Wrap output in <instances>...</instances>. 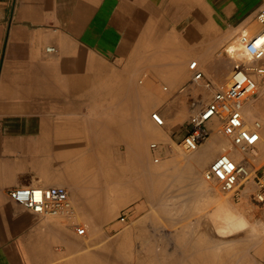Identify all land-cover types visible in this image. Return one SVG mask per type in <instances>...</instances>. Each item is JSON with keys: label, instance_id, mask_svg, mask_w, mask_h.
Masks as SVG:
<instances>
[{"label": "rangeland", "instance_id": "374dc122", "mask_svg": "<svg viewBox=\"0 0 264 264\" xmlns=\"http://www.w3.org/2000/svg\"><path fill=\"white\" fill-rule=\"evenodd\" d=\"M251 24L258 23L253 19L245 26L225 24L227 30L223 28L215 47L207 50L213 69L206 75L214 85L226 83V80L217 82L216 75L230 77L235 58H230L226 47L235 44L242 30ZM173 52L169 58L175 64L165 67V73L164 67L157 65L155 49L147 51V71L117 67L115 72L114 67H105L101 81L96 82L85 99V112L70 115L75 127L71 131L76 135L54 144L53 160L47 159L45 144L39 145L40 176L33 178L35 182L31 184L65 187L74 211L71 220L45 218L46 222L61 227L54 242L53 260L48 264H264V216L254 205L251 194L235 199L204 182L202 173L209 164L196 175L186 168L191 154L184 153L177 144L192 110L191 94L203 89L190 82L188 63L195 60L201 64L198 58L189 55L190 48ZM185 54L188 57L183 72L176 63ZM236 59L237 63H243L244 58ZM199 70L203 71L201 66ZM259 81L258 97L250 102L255 109L250 116L244 110L249 125L255 120L264 121V78ZM207 97L205 94L204 98ZM153 112L164 119L162 127L150 119ZM218 129H214V135L219 152L212 160L223 153L221 148L242 158ZM145 130L155 136L147 137L141 145L140 136ZM154 142L172 147L178 157L159 158L154 163L149 150ZM66 150L69 156L64 155ZM256 152L258 155L251 162L261 172L264 140ZM126 169L132 170V178L122 175ZM100 173L106 176H99ZM51 178L53 181L48 182ZM213 190L226 206L242 214L247 221L245 228L236 229L234 222L232 232L219 231L221 220L211 214L215 213L217 202L207 199ZM78 191L84 199L74 198ZM73 223L83 227L85 234L76 235Z\"/></svg>", "mask_w": 264, "mask_h": 264}, {"label": "crops", "instance_id": "0c3cea01", "mask_svg": "<svg viewBox=\"0 0 264 264\" xmlns=\"http://www.w3.org/2000/svg\"><path fill=\"white\" fill-rule=\"evenodd\" d=\"M263 7L264 0H0V264L53 260L61 227L14 204L7 190L34 185L33 178L40 176L39 145L45 144L47 159L53 160L54 144L76 135L70 115L85 112V99L105 67L147 71V51L155 49L165 73V67L175 64L169 58L173 50L187 47L210 80L206 74L213 62L207 50L227 30L225 24L245 26ZM48 47L53 51L47 52ZM187 57L181 55L176 63L183 72ZM225 76L215 80L221 83ZM201 91L196 89L191 98L209 97ZM215 126L208 125L213 131ZM213 131L189 156V173L196 175L219 152ZM149 136L155 134H141V145ZM156 154L167 160L178 157L164 143ZM122 175L132 178L133 172L126 169ZM74 198L85 196L78 191Z\"/></svg>", "mask_w": 264, "mask_h": 264}, {"label": "built area", "instance_id": "2783aa9c", "mask_svg": "<svg viewBox=\"0 0 264 264\" xmlns=\"http://www.w3.org/2000/svg\"><path fill=\"white\" fill-rule=\"evenodd\" d=\"M255 20L260 25L258 33L262 36L258 33L252 37L242 32L239 34L238 41L249 65L235 61L228 85H214L204 79L195 60L188 65L190 82L202 86L209 92V97L199 95L191 98L192 110L186 121L187 129L177 146L186 154L195 152L211 135L212 130L208 125L214 120L219 132L243 157L225 152L219 154L202 173L203 180L235 199L245 193L251 194L254 205L264 216V170L259 172L251 162L257 156L255 150L264 136V121L255 120L249 125L244 116L245 107L258 97L251 73L259 79L264 78V65L260 64L264 61V7L258 10ZM46 51L51 52L53 48L48 47ZM150 119L156 126L164 125V119L157 112L151 113ZM159 148L160 145L155 142L149 145L154 163L159 161L156 154ZM37 192L42 194L39 199L34 195ZM7 196L14 204L41 218L62 217L71 220L74 217L68 191L62 186L19 185L9 188ZM123 220L121 217L120 221ZM73 226L76 235L85 234L83 227L74 223Z\"/></svg>", "mask_w": 264, "mask_h": 264}, {"label": "bare ground", "instance_id": "6f19581e", "mask_svg": "<svg viewBox=\"0 0 264 264\" xmlns=\"http://www.w3.org/2000/svg\"><path fill=\"white\" fill-rule=\"evenodd\" d=\"M258 25V24H257ZM257 25H253L252 24V26H250V28H249V30H247V31H242V33H244V34H246L247 36H249V37H252L253 35H255L256 33H258L260 30H261V28H260V25H258V27H257ZM250 31L252 32V33H250ZM258 35L261 37L262 36V34H260V33H258ZM243 47L241 46V44L239 43V41H237L235 44L233 43V44H230V45H228V47H226V52L229 54V56H230V58H232V59H234L233 60V65H235L236 63H235V61L237 60L236 59V57H240L241 59H243L244 58V60H243V63L246 65L247 64V66L249 65L248 63V58H247V56L243 53ZM255 64V63H254ZM251 77L254 79V81H255V86H256V90H257V88H258V84L260 83V79H259V77H257V75L256 74H254V73H251ZM225 80H226V85H228L229 84V75H226L225 77ZM255 109V107H254V105H250V103L245 107V113L247 114V116H250L251 114H252V111ZM245 116V115H244ZM245 119H246V117H245ZM212 122H214L215 123V121L214 120H212L211 121V123ZM218 127V126H217ZM216 127V128H217ZM216 128H214V129H216ZM212 131H213V129H212ZM216 133V131L214 130L213 131V135ZM212 135V134H211ZM210 137V136H209ZM264 138V136H262V138H261V140H260V142H259V144H258V146L260 145V144H262L263 143V139ZM208 140V139H207ZM206 142V141H205ZM223 151V150H222ZM255 153H256V155H258V152H256V150H255ZM191 154V153H190ZM187 159V158H186ZM191 167V166H190ZM193 169V168H192ZM202 180H203V178H202ZM204 181V180H203ZM204 182H206V181H204ZM208 183V182H207ZM207 199H209V200H212L213 202H217V205L218 206H216L217 208H216V210H215V213H211L212 214V216L214 217V218H219V220H221L220 222H221V224H220V226H219V231H221L222 233H230V232H232V230H234L235 228H233L232 227V225H233V223L234 222H236L237 223V227H236V229L237 228H239V229H242V228H245L246 226H247V221L244 219V217L242 216V214H240V213H235L233 210H231L230 209V205L229 206H226L225 204H224V202L220 199V197H219V195L215 192V190H213V191H210L209 192V195H208V198ZM248 211V210H247ZM251 211V210H250ZM214 214V215H213ZM250 214V213H249ZM216 222V221H215ZM218 222V221H217ZM220 222H218V225H219V223ZM216 225V224H215ZM213 226V225H212ZM217 226V225H216ZM215 226V227H216ZM214 227V226H213ZM218 255V254H217Z\"/></svg>", "mask_w": 264, "mask_h": 264}, {"label": "snow or ice", "instance_id": "6c2138e0", "mask_svg": "<svg viewBox=\"0 0 264 264\" xmlns=\"http://www.w3.org/2000/svg\"><path fill=\"white\" fill-rule=\"evenodd\" d=\"M34 195H35V197H36L37 199H39V198L41 197L42 194L39 193V192H37V193H35Z\"/></svg>", "mask_w": 264, "mask_h": 264}]
</instances>
